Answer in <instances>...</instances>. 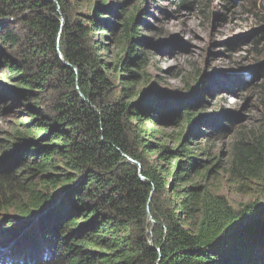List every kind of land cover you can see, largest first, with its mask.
Instances as JSON below:
<instances>
[{
    "label": "trees",
    "instance_id": "obj_1",
    "mask_svg": "<svg viewBox=\"0 0 264 264\" xmlns=\"http://www.w3.org/2000/svg\"><path fill=\"white\" fill-rule=\"evenodd\" d=\"M143 3L0 0V264H264V133L233 145L229 183L262 197L236 209L197 140L202 83L146 91Z\"/></svg>",
    "mask_w": 264,
    "mask_h": 264
},
{
    "label": "rangeland",
    "instance_id": "obj_2",
    "mask_svg": "<svg viewBox=\"0 0 264 264\" xmlns=\"http://www.w3.org/2000/svg\"><path fill=\"white\" fill-rule=\"evenodd\" d=\"M108 1L125 4L131 12L142 0ZM186 1L190 5L185 7H181V0L143 3L149 12L141 26L150 59L146 70L150 84L146 91L183 103L194 98L193 91L202 83L191 110L202 111L204 122H213L216 129L200 125L201 132L212 135L197 140L203 148L214 150L224 168L216 178L218 193L240 209L262 199L257 194L239 192L229 183L226 170L237 141H251L264 133V0ZM206 1L210 8L203 11ZM197 74L199 81L195 84ZM8 79L9 71L0 69V110L1 95L13 84L5 83ZM139 91H143L141 86ZM184 109L182 106L181 114ZM11 115L8 112L1 117L0 130L10 131L14 121ZM163 132L169 136L176 130L164 128ZM12 246L13 242L9 248ZM10 250L6 249L7 253ZM4 254L0 255V263Z\"/></svg>",
    "mask_w": 264,
    "mask_h": 264
},
{
    "label": "water",
    "instance_id": "obj_3",
    "mask_svg": "<svg viewBox=\"0 0 264 264\" xmlns=\"http://www.w3.org/2000/svg\"><path fill=\"white\" fill-rule=\"evenodd\" d=\"M61 57H62V55H61ZM65 64L66 65H68L69 66V64L68 63H66L65 62ZM131 160V159H130ZM132 161V160H131ZM136 165H138L139 167H141V165L139 164V163H137V162H134ZM141 178H142V180H145V178L143 177V176H141ZM259 219V218H258ZM261 219H264V217H261ZM254 220H256V219H254ZM153 221V220H152ZM154 222V221H153ZM2 250H4V249H2Z\"/></svg>",
    "mask_w": 264,
    "mask_h": 264
}]
</instances>
